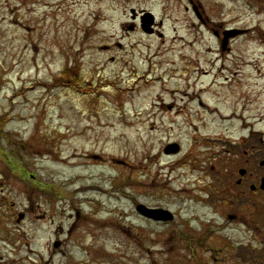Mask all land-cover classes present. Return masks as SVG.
Instances as JSON below:
<instances>
[{
	"label": "rangeland",
	"instance_id": "1",
	"mask_svg": "<svg viewBox=\"0 0 264 264\" xmlns=\"http://www.w3.org/2000/svg\"><path fill=\"white\" fill-rule=\"evenodd\" d=\"M190 1L207 16L205 0H0V264H264V196L253 211L222 179L246 161L242 147L228 153L246 137L226 118L246 100L222 79L256 53L238 83L264 85V42L225 54L220 90L203 95L196 73L215 47ZM224 5L222 21L263 26L260 8ZM131 10L151 13L157 34L125 35ZM71 71L77 84L56 85ZM89 184L106 201H77Z\"/></svg>",
	"mask_w": 264,
	"mask_h": 264
},
{
	"label": "flooded vegetation",
	"instance_id": "2",
	"mask_svg": "<svg viewBox=\"0 0 264 264\" xmlns=\"http://www.w3.org/2000/svg\"><path fill=\"white\" fill-rule=\"evenodd\" d=\"M224 1L228 5H238L239 3H241L244 7L247 8H260V13L262 11L261 14L264 15V0H210L208 3L205 0L204 4H208L209 7V12L207 16H205L204 12L203 16H201L202 14H199L197 7H193L194 2L190 1V4L192 5L191 7L186 8V11L192 12V14L194 15V19L198 23V27L203 32L201 36L206 35L207 37H209L211 40V44L215 47V50L206 51L207 56L204 58V63L208 68L205 70L202 69L201 72L196 73L198 77H201L204 83L202 86L203 90H201V93H203V95H210L213 91H216V89L220 90L218 88V75L216 71L221 72V70H223V66L219 70H217V68L219 62H224L227 60V58H224L225 54L228 56H234L235 52H240L241 54H243L244 51H248L249 53V45H251L252 47L257 46L258 48H260L259 44H262L261 41L264 42V16L262 21L263 26H261L259 23L258 25L244 23V21H241L240 18H234L230 21L224 22L222 21V18H217L219 12L223 11V9L226 7L224 5ZM232 13L233 11L231 9V14ZM141 14L142 11H138L132 16L130 15V23L124 27L125 35L136 33L139 31L142 32ZM148 30H151L152 33L150 35L146 34L148 36H154L157 34V25L154 21L152 22V25L149 27ZM239 43H241V45H239ZM191 46L192 44L188 42L187 48L189 47V49L186 48L187 52L192 50ZM236 46H238V49L236 48ZM242 46L243 48H241ZM116 48L118 50L121 49L119 45H117ZM104 52H110V48L108 47V49H106ZM252 55L254 56V58H256V53H252ZM254 58L248 61V64L246 65L245 63L247 62L245 61L239 62L240 64L238 63V65L236 66V71L232 72L228 76L223 77L222 79V85L227 84L232 87H235L237 91H239L242 95V99L246 100L245 102H242L240 100L239 107L237 106L236 109H234V111H232L229 116L226 117L230 118L231 122L235 121V124L238 126L239 131L243 133L244 137H246L241 142L231 144V148L228 151L229 154H231L232 156L236 155L237 157L238 149L242 147L244 149V155L246 158V161L244 162L245 168L240 167V169H235L234 165H238V162L232 161V165L226 167L227 175L222 179L230 183V187L227 188L228 191L226 192L227 194L233 197L231 198V200L243 198L244 200L248 201V207L251 208L253 211L255 206H257V197L264 196V191L260 190L261 182L264 179V173L259 172L260 170L264 169V161L260 162L257 167L258 153L260 152V149L264 151V102L258 101L257 98L263 97L262 100L264 101V85H254L257 86L255 88L254 86L248 89L243 88L238 83V77L240 76V68L242 66L249 67L251 64H253ZM242 63L244 65H241ZM76 77L78 78V76ZM258 79L264 81V75H258ZM204 85L206 86L204 87ZM216 95L217 93L212 96ZM217 96H219V94ZM199 106L202 107L203 104L199 103ZM206 108L208 109V107ZM168 110H171V107H169ZM216 111V108H214V111H207V113H216ZM223 118L224 117L221 116L219 118H216L214 121L218 122V119L222 120ZM254 142L255 145L252 144ZM225 163H227V161ZM248 183L250 184V186H248L249 194L247 195L245 190L247 189ZM232 184L235 185L234 188L237 190L236 192H234ZM220 199L225 200L224 198ZM219 203L220 202L217 198L215 199L214 196H210V201H208V205L211 208L215 209V205H219ZM230 206L233 207V202H230ZM255 212L257 214V212H259V209H255ZM256 214H253L252 218L256 217ZM259 214L260 212L258 213V216ZM142 218L146 221H150L153 223H166L175 221L174 214L173 216H170V219L168 221H165L163 219L154 220L146 217ZM234 218L235 217L232 215L227 216V222L231 223ZM202 264L220 263L217 259L210 257L209 261Z\"/></svg>",
	"mask_w": 264,
	"mask_h": 264
},
{
	"label": "water",
	"instance_id": "3",
	"mask_svg": "<svg viewBox=\"0 0 264 264\" xmlns=\"http://www.w3.org/2000/svg\"><path fill=\"white\" fill-rule=\"evenodd\" d=\"M132 13H133V11H132ZM141 20H142L143 32H145L147 34H151V30H148V29L152 25V22L154 20L153 15L150 13H144ZM177 152H178V148L176 145H171L164 150L165 154H175ZM260 189L264 191V179L261 182ZM136 211L140 215L145 216L147 218L154 219V220L170 219L169 213L166 211H162V210H151V209L145 208L144 206H138L136 208Z\"/></svg>",
	"mask_w": 264,
	"mask_h": 264
},
{
	"label": "bare ground",
	"instance_id": "4",
	"mask_svg": "<svg viewBox=\"0 0 264 264\" xmlns=\"http://www.w3.org/2000/svg\"><path fill=\"white\" fill-rule=\"evenodd\" d=\"M55 164L57 165L59 163L55 162ZM77 164L78 163L74 161L73 163L65 164L64 166L78 167ZM102 168H104V166ZM73 191L75 195H77V201L82 203H91L95 201V204L97 203L99 204L101 201H106L108 194V189L105 185H103L102 188H100V190H96L92 188L91 185L89 184L87 185L85 192L81 191L79 188L73 189ZM102 218H104V216H102Z\"/></svg>",
	"mask_w": 264,
	"mask_h": 264
},
{
	"label": "trees",
	"instance_id": "5",
	"mask_svg": "<svg viewBox=\"0 0 264 264\" xmlns=\"http://www.w3.org/2000/svg\"><path fill=\"white\" fill-rule=\"evenodd\" d=\"M60 79L63 81H66L67 84L69 82H73L74 84H77V82H78L77 79L74 77V74L72 73V71L61 74L59 80H56V85L65 86V84H62ZM1 120L4 122L3 119H1Z\"/></svg>",
	"mask_w": 264,
	"mask_h": 264
}]
</instances>
